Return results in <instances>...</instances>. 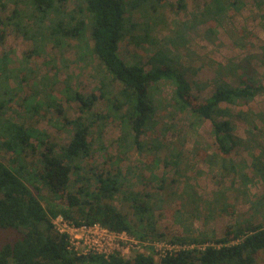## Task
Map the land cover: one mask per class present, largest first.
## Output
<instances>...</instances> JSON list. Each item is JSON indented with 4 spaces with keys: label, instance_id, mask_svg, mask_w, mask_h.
Wrapping results in <instances>:
<instances>
[{
    "label": "trees",
    "instance_id": "16d2710c",
    "mask_svg": "<svg viewBox=\"0 0 264 264\" xmlns=\"http://www.w3.org/2000/svg\"><path fill=\"white\" fill-rule=\"evenodd\" d=\"M3 0H0V5ZM26 10L16 7L8 18V25L23 30L27 37L37 42L47 38L61 46L67 40H76L86 47L88 55L100 62L101 80L96 92L89 95L74 90L69 84L65 87L64 97L78 104L79 116L74 119L62 118L64 126L72 131L69 143L59 147L51 137L33 127L18 124L7 117L13 90L9 80L17 77L8 66L7 58L0 60V146L12 155L10 164L0 159V229L16 230L18 236L13 243L0 247V264H261L264 262V223L240 219L227 227L221 238L202 235L192 237H173V246L178 249L166 251L156 259L155 249L136 251L126 258L120 252L108 257L103 255H78L69 248V236L57 231L54 220L58 216L73 221L77 225L100 224L111 232L126 233L139 243H154L165 237L156 226L154 210L145 203L140 192L125 190L127 178L120 169L92 171L84 174L85 161L93 163L90 136L95 120L117 116L122 125L120 145L124 152L130 150L129 140L143 151L142 137L149 134L154 124L155 107L150 88L161 81L170 82L175 90L172 108L175 112L190 111L199 120L212 122L216 149L207 157L214 166L222 171L239 174L232 158L238 144L229 121H218L217 117H232L230 106L241 101L249 102L264 93V85L256 86L245 81L233 86L223 72L215 81V92L202 102L193 94L191 83L179 71L172 53L163 46L146 56V61L127 64L119 55L120 43L129 37L139 44L156 45L159 42L151 36V27L134 23L126 17L129 11L150 5L156 8L163 0H20ZM73 9L69 10V6ZM244 0H210L201 13L198 23H218L231 9L240 10ZM21 17L30 18L35 28H25ZM21 20V21H20ZM204 21V22H203ZM3 21L0 19V25ZM212 24L206 33L214 36ZM141 27L143 36H133L134 30ZM187 28V25L185 26ZM0 30V43L4 40ZM174 40H169L173 42ZM38 46V43L36 44ZM38 48V47H37ZM264 63V62H263ZM146 65L151 68L146 69ZM25 78L21 77V88ZM117 85V86H116ZM35 85L27 89L22 99L24 108L34 116L44 108L52 107L62 113L59 104L62 97L47 95ZM99 99L109 108V116L94 113ZM239 117L247 119L244 112ZM103 146H101L102 148ZM103 149V148H102ZM112 162L113 157L107 154ZM34 161L27 158L36 157ZM122 156V155H121ZM177 160L178 154H171ZM121 160V159H120ZM176 162V161H175ZM112 164V163H111ZM113 165V164H112ZM87 166V164H86ZM252 175L243 173L245 186L259 179L264 184V152L253 155ZM88 171V172H91ZM154 178H156L154 176ZM92 181L96 183L93 187ZM46 190L50 197L44 196ZM124 201H131L134 221L113 205L117 195ZM47 195V194H46ZM66 200L61 208L44 202L47 198ZM47 200V201H49ZM230 206L223 208V214L233 213ZM251 211L263 213L264 195L251 202Z\"/></svg>",
    "mask_w": 264,
    "mask_h": 264
},
{
    "label": "rangeland",
    "instance_id": "374dc122",
    "mask_svg": "<svg viewBox=\"0 0 264 264\" xmlns=\"http://www.w3.org/2000/svg\"><path fill=\"white\" fill-rule=\"evenodd\" d=\"M209 3L210 0H163L156 8L148 5L129 11L126 17L141 25L147 22L151 36L159 44H139L137 39L127 37L119 46L121 59L127 64H143L146 56H151L159 47L167 48L176 68L191 83L199 102L215 92L219 70L233 86L245 81L256 86L264 85V0H244L240 10L231 9L220 22L198 23L191 27L198 19L203 20L201 13ZM2 4L0 19L3 24L0 30L4 31L5 39L0 43V60L7 58L9 68L17 76L9 80L14 99L10 102L7 117L18 124L43 131L59 147L65 146L72 137V131L63 125L62 118L79 116L78 104L63 96L65 87L69 84L85 95L96 92L101 80L100 62L88 55L84 58L86 47L76 40H67L66 44L58 46L47 38L36 42L33 37H27L22 29L7 24L15 8L26 10L25 5L20 0H3ZM72 9L73 5H70L69 10ZM21 19L25 28L30 31L35 28L30 18ZM212 24H215L214 36L206 33ZM142 30L137 28L133 36L142 37ZM150 68L146 65V69ZM21 77L25 81L20 88L18 82ZM35 85L47 95L60 94L59 104L63 112L49 107L30 116L22 99L26 90ZM174 90L167 81L150 88L155 107L154 124L150 133L142 137V152L130 139L131 149L123 153L120 145L123 128L117 116L95 120L90 136L93 163L85 161L83 173L89 176L94 170L120 169L127 178L125 190L130 188L142 194L144 202L150 203L154 210L157 230L165 235L152 244H137L129 236L117 239L116 251L126 258L136 251L147 252L151 246L159 260L166 251L179 248L172 245L173 237L202 235L221 238L227 227L239 219L264 223V211H251V202L264 195V184L259 179H254L248 186L243 183V173L253 174V155L264 152V93L247 103L241 101L230 106L232 117L216 118L229 121L233 126L238 144L232 154L239 169L235 176L206 161V154L208 157L216 149L212 122L199 120L190 111L175 112L171 104ZM238 112H244L247 119L239 117ZM94 113L109 116L108 105L103 99L96 103ZM106 153L113 157L112 162ZM172 153L178 154L177 160L171 158ZM0 159L8 164L12 159V155L1 146ZM36 159L37 156L26 161ZM91 183L96 186L94 181ZM43 194L50 197L46 190ZM47 200L45 205L52 202L61 208L66 206L65 199L52 197ZM112 203L121 211L130 213V219L134 221L131 201H124L118 194ZM225 206H230L233 213L223 214ZM17 236L16 230L0 229V247L13 243Z\"/></svg>",
    "mask_w": 264,
    "mask_h": 264
},
{
    "label": "built area",
    "instance_id": "2783aa9c",
    "mask_svg": "<svg viewBox=\"0 0 264 264\" xmlns=\"http://www.w3.org/2000/svg\"><path fill=\"white\" fill-rule=\"evenodd\" d=\"M54 225L59 233L69 236V248L82 256L103 255L108 257L113 252H119L115 247L118 245L117 239L128 238L125 232H111L100 224L77 225L62 216L54 220ZM132 241L139 243L135 239Z\"/></svg>",
    "mask_w": 264,
    "mask_h": 264
}]
</instances>
